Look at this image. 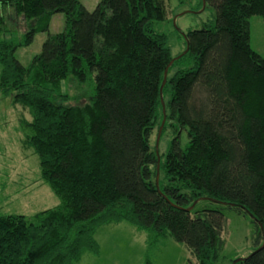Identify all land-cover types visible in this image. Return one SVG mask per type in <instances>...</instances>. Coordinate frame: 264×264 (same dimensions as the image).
<instances>
[{
	"label": "trees",
	"instance_id": "trees-1",
	"mask_svg": "<svg viewBox=\"0 0 264 264\" xmlns=\"http://www.w3.org/2000/svg\"><path fill=\"white\" fill-rule=\"evenodd\" d=\"M206 2L214 21L186 34L189 51L169 69L164 114L160 89L175 58L155 30L167 20L163 0H101L93 11L81 0H0V95L30 112L26 144L61 201L31 218L0 214V264H78L99 253L98 228L122 222L149 245L172 237L198 264H218L223 212L197 211L199 203L187 211L203 198L251 218L257 248L235 264H264V58L250 32L253 16L264 21V0ZM8 10L33 23L17 42L1 40L11 32ZM57 14L63 31L49 33L24 66L18 48L48 33ZM92 75L84 106L61 104L64 81L84 85ZM164 116L162 133L174 138L158 164L151 139Z\"/></svg>",
	"mask_w": 264,
	"mask_h": 264
},
{
	"label": "rangeland",
	"instance_id": "rangeland-1",
	"mask_svg": "<svg viewBox=\"0 0 264 264\" xmlns=\"http://www.w3.org/2000/svg\"><path fill=\"white\" fill-rule=\"evenodd\" d=\"M167 10V20L157 24L158 34L168 37V47L173 58L185 51L183 35L190 31H198L214 21V11L206 7L200 13L199 0H163ZM82 5L89 11L95 10L101 0H81ZM7 29L11 32L1 37V40L17 42L33 25L13 10L5 15ZM30 23V25H29ZM65 17L57 14L53 17L48 33L39 32L29 47L18 48L17 59L29 66L33 58L41 53L43 43L48 34L62 32ZM251 47L264 58V21L260 16L250 19ZM1 71V68H0ZM94 75L87 83L79 85L73 77L62 84L65 106H84L94 93ZM169 98V97H168ZM32 121L27 109L14 106L10 98L0 95V214L22 215L31 218L36 214L58 207L61 204L48 184L42 179L38 156L26 144L24 124ZM157 129L151 145H157ZM173 131L168 130L159 142V154L163 155L170 148ZM188 144L186 133L182 138V147ZM197 211L205 208L221 210L226 218L223 232L225 247L220 255L218 264H230L232 261L249 257L257 248L255 243L257 228L249 216L240 214L236 208L201 201ZM196 210V209H195ZM96 241L99 253H85L78 264H198L189 249L172 237L155 241L152 245L147 242V235L140 233L127 222L112 224L98 228Z\"/></svg>",
	"mask_w": 264,
	"mask_h": 264
},
{
	"label": "water",
	"instance_id": "water-1",
	"mask_svg": "<svg viewBox=\"0 0 264 264\" xmlns=\"http://www.w3.org/2000/svg\"><path fill=\"white\" fill-rule=\"evenodd\" d=\"M202 9L200 10V13L201 12H203L205 9H206V7H207V2H206V0H202ZM184 36V38L186 39V35H183ZM188 51H189V43L187 42V49H186V51L182 54V55H180L179 57H177V58H175L171 63H170V65H169V67H168V69L165 71V73H164V80H163V83H162V86H161V89H160V97H161V102H162V106H163V112H164V114H165V111H166V109H165V101H164V94H163V91H164V87H165V85H166V83H167V79H168V73H169V69H170V67H172V65L174 64V62L175 61H177L178 59H180L181 57H183V56H185L187 53H188ZM165 123H166V117L164 116V120H163V122H162V125H161V127H160V130H159V133H158V137H157V145H156V154H157V156H158V164L160 163V155H159V150H158V147H159V142H160V138H161V136H162V132H163V129H164V126H165ZM159 166H158V173H157V179H156V185H157V187L159 188ZM202 200H207V201H211V202H214V203H219V202H217V201H214V200H210V199H207V198H203V199H201L200 201H202ZM200 201H196L190 208H188L187 209V211L188 212H191L192 210H194V208L196 207V205L200 202ZM223 205H228V204H225V203H223ZM232 207H234L235 205H233V204H230ZM251 216V215H250ZM262 229V228H261ZM263 230V229H262ZM264 248V240H263V244H262V246L258 249V250H261V249H263ZM245 258H240V259H237V260H234V261H232V263L231 264H235V263H238V262H240V261H242V260H244Z\"/></svg>",
	"mask_w": 264,
	"mask_h": 264
},
{
	"label": "bare ground",
	"instance_id": "bare-ground-1",
	"mask_svg": "<svg viewBox=\"0 0 264 264\" xmlns=\"http://www.w3.org/2000/svg\"><path fill=\"white\" fill-rule=\"evenodd\" d=\"M163 120V119H162ZM163 122V121H162Z\"/></svg>",
	"mask_w": 264,
	"mask_h": 264
}]
</instances>
